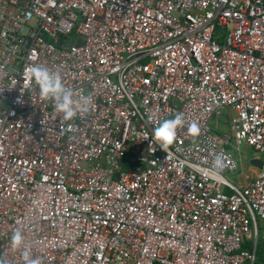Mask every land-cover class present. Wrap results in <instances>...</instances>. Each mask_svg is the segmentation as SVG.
I'll use <instances>...</instances> for the list:
<instances>
[{
  "label": "built area",
  "instance_id": "obj_1",
  "mask_svg": "<svg viewBox=\"0 0 264 264\" xmlns=\"http://www.w3.org/2000/svg\"><path fill=\"white\" fill-rule=\"evenodd\" d=\"M230 139L264 155V0H0V264H253L264 162L238 188Z\"/></svg>",
  "mask_w": 264,
  "mask_h": 264
},
{
  "label": "clouds",
  "instance_id": "obj_2",
  "mask_svg": "<svg viewBox=\"0 0 264 264\" xmlns=\"http://www.w3.org/2000/svg\"><path fill=\"white\" fill-rule=\"evenodd\" d=\"M28 71L31 73V78L39 86L40 99L42 101H54L56 112L62 113L65 121L75 118L78 111L87 110L91 103L90 98L85 97L80 101L74 100L71 90L65 88L58 73L40 65L32 66ZM183 124L184 120L181 114H177L173 119L164 120L154 128L153 136L166 153L176 140L177 128L182 127ZM193 131L196 129L194 128ZM11 239L13 247H18L22 242V236L19 232L14 233ZM25 258L27 259V256ZM29 264H37V262L30 261Z\"/></svg>",
  "mask_w": 264,
  "mask_h": 264
},
{
  "label": "rangeland",
  "instance_id": "obj_3",
  "mask_svg": "<svg viewBox=\"0 0 264 264\" xmlns=\"http://www.w3.org/2000/svg\"><path fill=\"white\" fill-rule=\"evenodd\" d=\"M229 110L227 108L218 109L213 117L209 120V127L214 133L219 135L231 134L228 125ZM231 144H227V149L238 162V169L235 172L225 173V177L235 184L238 188L245 187L251 181L250 177L257 171V169L250 163L254 157H261L264 155L255 151L250 146L243 142H236L230 139ZM260 223V222H259ZM262 230L259 231V238L262 236Z\"/></svg>",
  "mask_w": 264,
  "mask_h": 264
},
{
  "label": "trees",
  "instance_id": "obj_4",
  "mask_svg": "<svg viewBox=\"0 0 264 264\" xmlns=\"http://www.w3.org/2000/svg\"><path fill=\"white\" fill-rule=\"evenodd\" d=\"M243 247L251 250L252 249L251 241H247L243 245ZM253 264H264V238L262 237L261 238L258 237L257 244L255 247V258H254Z\"/></svg>",
  "mask_w": 264,
  "mask_h": 264
},
{
  "label": "water",
  "instance_id": "obj_5",
  "mask_svg": "<svg viewBox=\"0 0 264 264\" xmlns=\"http://www.w3.org/2000/svg\"><path fill=\"white\" fill-rule=\"evenodd\" d=\"M264 160L260 157H254L250 160V163L257 169H261Z\"/></svg>",
  "mask_w": 264,
  "mask_h": 264
},
{
  "label": "crops",
  "instance_id": "obj_6",
  "mask_svg": "<svg viewBox=\"0 0 264 264\" xmlns=\"http://www.w3.org/2000/svg\"><path fill=\"white\" fill-rule=\"evenodd\" d=\"M261 158V157H260ZM257 169V168H256ZM259 169H257V171L250 177V179H252L258 172Z\"/></svg>",
  "mask_w": 264,
  "mask_h": 264
}]
</instances>
